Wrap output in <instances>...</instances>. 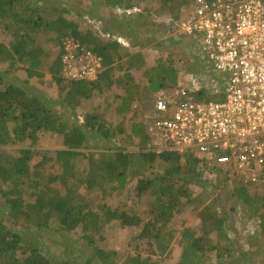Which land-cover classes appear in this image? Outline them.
I'll list each match as a JSON object with an SVG mask.
<instances>
[{
	"label": "trees",
	"instance_id": "16d2710c",
	"mask_svg": "<svg viewBox=\"0 0 264 264\" xmlns=\"http://www.w3.org/2000/svg\"><path fill=\"white\" fill-rule=\"evenodd\" d=\"M22 2L0 0V18H10L15 24H26L32 30L38 28L41 22H46V28L56 33L60 50L50 65L49 73L61 92L67 89L62 87L64 84L70 85L76 93V98L83 99L91 93L106 89L103 87L106 82L107 86L113 84L109 70L108 73L103 72L97 81L72 82L65 79L62 63L63 39L75 37L93 51L95 45L105 57L107 50L97 46V38L87 28L83 30L74 24L62 25L61 28L56 21L43 17H40L38 22L34 16L39 10L33 11L31 3L27 4V14L20 15L17 7ZM143 2L148 4L147 11L152 18H161L168 12L171 18L178 19L179 12L174 6L179 4L180 8L184 0H102L106 7L119 9H133ZM46 10L57 17L67 11L55 3L48 5ZM14 35L10 46L0 43V67H7L8 73L16 75L18 71L23 70L27 72L29 79L35 76L43 77L41 71L47 56L45 51L30 47L31 36L28 32L22 35L16 32ZM127 63L130 68L144 66L142 55L139 54L130 57ZM158 65L160 73L157 77H152L149 73L151 91L156 90L154 85L163 88L168 82L176 84L177 71L174 67H167L163 63ZM31 79L24 81V84L28 86ZM2 83L5 84L4 87H1ZM137 90L135 93H140ZM132 96H127L125 104H131ZM193 96L202 98L205 94L201 91ZM62 100L72 105L75 102L68 98ZM69 118L58 111L56 103L49 98L35 95L27 87L0 78V197L11 206L10 212L0 207V264H53V261L44 256L32 242H26L21 233L9 227L6 220L9 215L16 222L33 227H42L47 221L54 224L63 235L80 232L84 240L94 246L99 263L116 264V252H107L97 246L101 239L100 233L112 222L117 226H130L134 218L127 212L110 208H106L102 213L89 210V203L82 195L81 189L85 187L91 191L100 184L112 188L113 191H122L134 177H139L137 196L149 193L154 198V218L145 224L142 237L156 241L158 249L167 251L166 257L172 258L174 248L171 244L178 235L171 224L177 215L183 212V208L193 206L200 219V225L198 230L186 227L179 233L177 241L183 248L177 264H240L247 260L248 253L229 237L226 226L228 214L220 213L213 203L209 202L210 195H206V192H192V185H205L199 180L205 175L209 162L194 154L157 151L158 147L151 143L147 123L134 122L130 126V135L147 145L144 151L130 154L128 151L119 150L112 155L102 154L98 159L94 155L89 156V167L84 177L79 178L74 173L68 175L81 155L80 150L87 147L89 135L96 132L101 137L110 139L122 133H114L107 125L108 120L94 110L83 115L82 124L76 119H73L71 124ZM43 134L59 136L64 150L52 152L39 149V139ZM9 146H18V149L9 153ZM36 159H39L37 163ZM157 165L163 167V173L159 174ZM60 168L61 173L58 172ZM140 170L144 171L141 173ZM153 171L158 173L145 175L146 172ZM225 177L227 181L230 180L228 174H225ZM261 178H264V174ZM26 183H29V188L33 190L32 195L36 198L34 202H28L24 197ZM229 183L233 197L243 203L251 216L257 218L259 230L256 237L264 241V186L256 194L254 190L249 191L238 178ZM210 184L208 187L217 190V184ZM55 187H58L59 191H54ZM208 187L206 189L209 191ZM14 196L16 199L12 200L11 197ZM235 254H238L237 258L234 257ZM125 264L163 263L154 261L151 257L136 255L126 258Z\"/></svg>",
	"mask_w": 264,
	"mask_h": 264
},
{
	"label": "rangeland",
	"instance_id": "374dc122",
	"mask_svg": "<svg viewBox=\"0 0 264 264\" xmlns=\"http://www.w3.org/2000/svg\"><path fill=\"white\" fill-rule=\"evenodd\" d=\"M23 2L17 7V11L20 15H26L27 4L31 3L35 13L34 19L39 22V18L43 17L47 20H54L59 23V27L62 25L74 24L81 29H94V11H96V0H22ZM51 3L59 4L66 8L67 11L63 12L59 17L52 16L46 10ZM95 4V5H94ZM181 6L179 4L174 7L181 13ZM120 15H129L137 13L136 9H124L117 10ZM169 15V14H168ZM170 16L164 15L162 18H152L151 20L143 21L141 26L143 29H148V35H143L139 30L133 31L131 35L139 38L138 42L143 39L147 41V46H152L156 61H152L151 68L145 67L139 70L135 74V80L142 82L138 85L133 80V84L130 89L129 96H132L131 104H125L123 111L120 109L124 102L120 101L119 95H121L124 89L123 86L116 85L115 87H106V89L98 90L91 93V97L85 99H77L76 93L72 90L70 85L64 84L62 87L67 89L61 92L56 82L52 79V75L49 73L50 65L59 54L60 44L56 41V33L52 32L48 27L46 28V22H41L38 28L32 30L26 24H15L10 18H0V43L10 46L15 38V33L18 32L22 35L24 32H28L31 36L30 47L41 48L46 53L44 67L41 71L43 77L30 78V84L26 86L24 81L30 80L28 74L25 71H18L16 74L8 73L7 67H0V78L5 81H13L20 86L27 87L35 95L49 98L50 101L56 103V109L70 117V123L73 124V119L84 123L83 115L85 113H91L92 110L97 112L102 117L108 120V127L113 129V132L122 131L117 137L105 139L96 132L89 135L87 147L80 150L79 155L73 169L69 171L68 175L74 173L79 178L85 176L86 169L89 167V156H95L96 159L100 158L102 154L112 155L119 150L128 151L130 154L138 153L140 150L146 149L147 145L141 143L138 139L132 138L130 135L131 125L134 122L146 123L147 117L145 115H151L154 107L157 93L151 91V85L147 82L146 74L149 79V73L152 77H157L160 71L157 69L158 64L163 63L167 67L172 66L177 71V80L179 85L186 86L190 75H194L195 78L201 79L203 76L206 78V82L203 81V88L206 91H212L213 84L222 82V78L211 72L208 76L207 70H210L206 58L199 54L198 47L193 43L192 35H186L178 33L172 26ZM128 21V20H127ZM71 30V28H68ZM92 32V33H93ZM94 35V33H93ZM161 46L163 47L161 49ZM30 48V49H31ZM151 53V52H150ZM159 59L160 61H158ZM154 69V70H152ZM122 71H119L121 73ZM146 73V74H144ZM142 80V81H141ZM177 83V84H178ZM129 84V83H127ZM191 84V82H190ZM137 85V86H133ZM175 82H168L164 89L171 90L175 86ZM5 84L2 83L1 87ZM104 87V86H103ZM153 88H157L156 85ZM140 93H135L136 90ZM137 90V92H138ZM119 91L121 94H119ZM125 93V92H124ZM132 93V95H131ZM63 95V96H62ZM211 97V96H210ZM68 98L75 101L72 104L70 102H64L62 99ZM214 100H221L220 97ZM74 110L75 112H73ZM39 149L49 150L57 152L64 150L62 140L57 135L43 134L39 139ZM18 149V146H9L7 151L9 153ZM40 159V158H39ZM39 159H36L37 163ZM214 167V166H212ZM209 167L208 169H211ZM224 170H231L232 164L222 165ZM163 167L160 165L156 167V170L161 172ZM144 171V170H140ZM58 172H62L60 168ZM142 173V172H141ZM158 172H146L145 175L157 174ZM139 177H134L129 180L125 190L113 191L112 188L97 184L91 191L89 189H81L82 195L87 199L89 203V210L96 213H102L106 208L112 210H118L120 212H127L133 216L134 220L130 226H117L112 223L107 224L106 228L100 233L101 239L98 241L97 246L107 252L114 251L118 255L116 264H125L126 258L129 256L141 255L143 257H151L154 261H161L163 264H177V261L182 253L181 244L177 241L179 239V233L186 227L197 229L200 225V219L197 213L194 212L193 206L183 208V212L178 214L174 219L171 226L177 232V237L171 246L174 248L172 252V258L169 259L167 251L163 252L158 249V243L154 240H147L142 237V231L146 223L154 218L153 200L154 198L146 193L141 197L137 195V184ZM199 180V179H198ZM200 182L205 185H192V192L199 194L206 192V195H210L209 202L217 208L220 213L226 212L228 214L227 229L229 237L238 242V246L242 248L247 255V260L240 264H264V241L256 237L258 233V220L251 216L249 212L235 197H233L232 187L229 181L226 180L224 173H219L216 180L210 174H205ZM231 181V179H230ZM212 183L217 184V190L208 187ZM215 186V185H214ZM106 187V188H105ZM205 187V188H204ZM209 188V191L206 189ZM24 197L28 202H34L35 196L32 195L33 190L29 188V183L24 185ZM58 190V187L54 188V191ZM207 190V191H206ZM250 191V189H248ZM256 194L258 189L254 190ZM263 193V192H261ZM259 195V194H258ZM12 200L16 199V196L11 197ZM0 207H3L6 212H10L11 206L6 203V200L0 197ZM7 224L10 228L15 229L23 235L26 242H32L47 258L53 261V264H102L99 263L95 248L90 245L80 232H76L72 235H63L54 226L45 221L42 227H33L26 223H18L12 218L6 216ZM216 238L215 235H213ZM234 257H238L235 254ZM229 261V260H228Z\"/></svg>",
	"mask_w": 264,
	"mask_h": 264
},
{
	"label": "built area",
	"instance_id": "2783aa9c",
	"mask_svg": "<svg viewBox=\"0 0 264 264\" xmlns=\"http://www.w3.org/2000/svg\"><path fill=\"white\" fill-rule=\"evenodd\" d=\"M178 33L192 35L199 54L222 82L204 90L206 78L189 76L191 85L156 101L148 124L157 151L194 154L209 162L205 174L219 171L250 190L264 186V0H184ZM63 77L95 81L103 58L75 37L62 42ZM203 91L205 96L194 98ZM212 97L208 99V97ZM221 100H214L215 97ZM232 164L231 170L222 165ZM230 181V180H229Z\"/></svg>",
	"mask_w": 264,
	"mask_h": 264
},
{
	"label": "crops",
	"instance_id": "0c3cea01",
	"mask_svg": "<svg viewBox=\"0 0 264 264\" xmlns=\"http://www.w3.org/2000/svg\"><path fill=\"white\" fill-rule=\"evenodd\" d=\"M96 2H100V3H97L96 11H94V27H92L94 29V32L91 31V33L93 32L94 37L97 38V43H98L97 46L99 48H105L107 50L106 52L107 56L105 57L104 54L100 53V51H98L96 49V46L94 45L95 53H97L99 56L103 58V70L99 74L98 79L103 72L109 70L111 78L113 79L112 82L113 84L107 86L108 84L106 82V84H103V86L106 85L104 87H115L118 84L121 85V87L123 86L124 89L126 85H128L127 88L124 89L122 94L119 91V94L121 95H119L118 98H120V101L124 102L123 106L120 109V111L122 112L123 107L126 103V98L130 93L129 91L133 84V80L136 82L137 85L139 83H142L134 79L136 72H138L141 69H144L145 67L150 66L149 68H151L152 61L154 59H155L154 61H156L155 55H153L155 53L154 50L152 49L153 47L146 45L148 44L147 41L149 40L146 41V39H143L142 41V37H141V41L138 42L139 38L137 39V36L133 37L131 35L133 31L139 29H140L139 33L141 32L143 35H148L149 33L147 32L148 29L146 27H143L142 29L138 26H141L143 21L149 19L151 20L152 17L149 15L147 11L148 4L146 2L140 3L139 5L136 4L137 6L133 9H136L137 11L138 8L137 13L135 12L129 15L128 14L120 15L117 10H124V9L108 8L105 5H103L102 0H96ZM166 14H167L166 16H171V14L168 12ZM162 48L163 47L161 46V49ZM137 54L142 55V62L144 66L130 68L128 66L127 61L130 59V57ZM104 60H105V65H104ZM157 60L160 61L159 59ZM119 71L122 72L119 73ZM147 74H146L147 82H143V84L148 83L151 85V82L148 79ZM187 81L188 83L186 84V86H182L179 85L178 80H176V85L170 91L164 89L165 87L163 88H160V86L157 87L156 90L153 91V93H157L156 101L160 97H167L173 99L174 97L173 93L175 91H180L184 88H188L191 85L189 79ZM137 85H133V86H137ZM191 96L194 97L193 95ZM89 97H91V94H89L87 98ZM156 101L152 109L151 115H145L148 116L147 117L148 121L146 122L147 125L151 123L153 118L156 116V109H155Z\"/></svg>",
	"mask_w": 264,
	"mask_h": 264
}]
</instances>
